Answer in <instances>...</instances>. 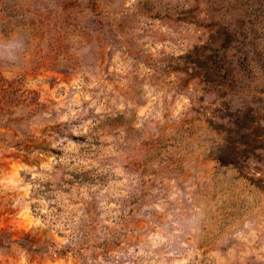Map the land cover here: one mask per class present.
I'll return each instance as SVG.
<instances>
[{
  "label": "rangeland",
  "instance_id": "374dc122",
  "mask_svg": "<svg viewBox=\"0 0 264 264\" xmlns=\"http://www.w3.org/2000/svg\"><path fill=\"white\" fill-rule=\"evenodd\" d=\"M77 4L0 0V264H264V0Z\"/></svg>",
  "mask_w": 264,
  "mask_h": 264
},
{
  "label": "trees",
  "instance_id": "16d2710c",
  "mask_svg": "<svg viewBox=\"0 0 264 264\" xmlns=\"http://www.w3.org/2000/svg\"><path fill=\"white\" fill-rule=\"evenodd\" d=\"M79 0H75V7L78 6V8L80 7L79 4H77ZM74 5V4H73ZM10 10V14L8 16L14 17L15 15L18 14V11L16 9H9ZM98 25L100 26V31L104 30L101 26L103 25L101 22L98 21ZM62 72H67L65 69H63ZM206 77L208 78V80L214 81L216 80L215 77H213L211 74H207ZM22 81V79H17L14 81H6L0 78V114H6L7 110L11 108V104L7 102V99L9 100L10 97L12 96H16L18 97L19 92H16V87L18 86V82L20 83ZM20 98V97H19ZM37 100V104H39V99ZM247 115H251L250 113H248ZM237 126H239L238 123H236ZM224 163L226 161H223ZM16 244L19 247L25 249L28 252L31 253H42V250L40 246H35L33 245L30 241L28 240H14V239H6L4 237H2L0 235V247H6V246H10ZM47 253H49V251H45Z\"/></svg>",
  "mask_w": 264,
  "mask_h": 264
},
{
  "label": "clouds",
  "instance_id": "9594fccd",
  "mask_svg": "<svg viewBox=\"0 0 264 264\" xmlns=\"http://www.w3.org/2000/svg\"><path fill=\"white\" fill-rule=\"evenodd\" d=\"M0 55H2V54H0Z\"/></svg>",
  "mask_w": 264,
  "mask_h": 264
}]
</instances>
